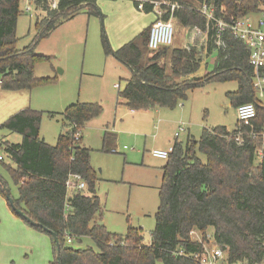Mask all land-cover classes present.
<instances>
[{"label":"trees","instance_id":"16d2710c","mask_svg":"<svg viewBox=\"0 0 264 264\" xmlns=\"http://www.w3.org/2000/svg\"><path fill=\"white\" fill-rule=\"evenodd\" d=\"M20 1L0 0L3 90H31L48 82L49 77L34 74L36 63L51 60L50 56L35 52L37 44L82 10L89 16L100 15L99 0H28L39 14L30 43L20 49L16 36L22 12ZM132 1L137 8L139 2ZM165 1L170 0L147 2L142 11L156 16L157 7L164 21L173 17L182 27L200 28L206 32V44L201 49L170 45L149 50L150 25L145 27L139 33L141 42L133 38L110 51L131 72L118 97L135 111L173 109L186 99L189 89L210 81H236V91L229 93L233 106L252 103L255 116L247 122L237 120L232 130L225 126L203 127L198 139L173 142L162 167L159 204L149 244L143 242L140 227L130 225L124 235H118L99 224L103 209L96 194L97 173L90 163L91 150L80 144L84 124L102 112L99 103L68 105L61 112L65 130L55 145L40 137L41 112L27 107L9 116L0 128L21 136L17 143L0 140V148L14 164H2L17 187L14 203L31 220L56 234L61 264H202L209 229L228 264H264V102L255 97L253 68L245 44L229 29L218 34L214 22L207 21L198 11L206 4L213 8L216 18L231 22L264 10V0H176L179 6L173 10ZM212 52L216 53L213 69L196 76L202 54L208 56ZM109 138L105 133L102 150L107 151ZM3 160L2 156L0 161ZM69 174L81 176L86 192L73 190L68 195ZM0 192L5 196L1 185ZM194 231L202 235L201 241L191 238ZM48 235L54 254L52 264H57L56 244ZM84 236L94 240L97 251L90 247L73 248L66 242L67 237L74 240Z\"/></svg>","mask_w":264,"mask_h":264},{"label":"rangeland","instance_id":"374dc122","mask_svg":"<svg viewBox=\"0 0 264 264\" xmlns=\"http://www.w3.org/2000/svg\"><path fill=\"white\" fill-rule=\"evenodd\" d=\"M193 5L198 6L195 3ZM97 6L99 16H89L82 10L37 44L35 52L50 56L51 60L36 63L34 74L49 77L50 80L27 92L29 106L41 112L40 136L50 145H55L58 135L65 130L61 112L68 105L82 102L99 103L102 106L101 114L85 124L80 143L91 149L90 163L98 178L96 192L104 205L101 222L108 232L118 235H124L130 225L140 227L143 242L149 244L155 224L154 214L159 204V169L166 162L163 158H153L150 152L162 150L160 143L166 139L169 127L172 141L174 132V124L166 123L161 113H169V118L174 122L183 121L189 125L190 120V136L196 139L200 137L203 127L225 126L232 130L238 119L229 93L236 91L237 82H206L189 89L186 99L172 110L156 107L136 110L132 114L135 110L118 101V92L124 88L131 72L110 51L133 38L141 42L139 33L153 14L136 8L132 0H99ZM28 7L30 10H27ZM20 9L22 12L17 20L16 36L17 47L21 49L30 43L35 33L34 21L38 11L28 0L20 1ZM169 22L174 29L170 48L183 47L188 40L187 46L196 45L198 49L205 46V31L196 26L182 27L173 17H170ZM215 57V52L211 53L205 60L204 68L199 71H211ZM115 84L119 88L114 87ZM255 97L264 102V90L256 89ZM2 98L0 95V125L10 116L7 113L1 119L5 106V101L4 105L1 102ZM155 109H159V112H155ZM105 125L115 132L114 151L108 150L110 146L107 151L102 150ZM179 133L177 140L184 143L187 134L182 130ZM0 140L17 143L21 136L0 128ZM0 155L4 157L0 161V179L15 200L17 187L2 165L14 167V164L2 148ZM198 155L205 160L202 153ZM73 190L68 188V195ZM82 191L86 192V189ZM201 236L199 232L191 234V238L197 241L202 240ZM69 245L73 248L90 247L97 251L94 240L88 236L74 239ZM204 248L206 253L217 249L211 229L206 233ZM222 258L213 264H228L223 253ZM53 261L50 236L15 215L0 192V264H52Z\"/></svg>","mask_w":264,"mask_h":264},{"label":"built area","instance_id":"2783aa9c","mask_svg":"<svg viewBox=\"0 0 264 264\" xmlns=\"http://www.w3.org/2000/svg\"><path fill=\"white\" fill-rule=\"evenodd\" d=\"M137 8L143 10L145 3H150L152 0H137ZM157 5V3H156ZM166 5L171 7L173 10L178 7L176 0H170ZM29 10V7L27 8ZM155 19L149 26L147 47L149 50H157L160 47L170 46L173 42L174 29L171 23L164 21L160 18L161 11L155 8ZM198 11L205 17L207 21L214 22L217 28L218 34L225 29H229L232 34L240 39L246 46L249 52V62L253 68V79L255 81L252 83L255 89H261L264 85V74L262 73V68H264V10L258 13L256 19L250 17H243L235 19L231 22H226L219 20L215 17L213 8L202 4ZM115 87H119L115 84ZM236 116L240 121L247 122L254 118L255 116V106L252 103H242L236 107ZM183 129V125L180 124L175 132L174 136L177 137L179 131ZM76 139L79 137V133L75 135ZM172 146L166 150L154 149L151 151V155L157 158L167 159L170 152L172 151ZM0 159L2 156L0 155ZM67 188H73L74 190L86 189V183L78 174H69L66 181ZM72 239L67 237L66 242L71 243ZM217 259L222 258V252L219 248L212 250L209 253L204 252L201 255V263L213 264ZM241 264V263H238Z\"/></svg>","mask_w":264,"mask_h":264},{"label":"crops","instance_id":"0c3cea01","mask_svg":"<svg viewBox=\"0 0 264 264\" xmlns=\"http://www.w3.org/2000/svg\"><path fill=\"white\" fill-rule=\"evenodd\" d=\"M30 10V9H29ZM149 13H152L153 14V17L148 21V23H146V25L144 26V28L145 27H147V26H149L150 25V23L155 19V15H154V13L153 12H149ZM37 14H39V12H37ZM257 16H258V13H254V14H250L248 17H250V18H252V19H256L257 18ZM68 22H69V20H67ZM67 21H65V22H63L61 25H59V26H63V24H65V23H67ZM58 26V27H59ZM143 28V29H144ZM205 37L207 38V36H206V32H205ZM189 41V40H188ZM188 41H187V43L183 46V47H188L187 46V44H188ZM192 46H196V45H192ZM173 47H175V46H173ZM197 47V46H196ZM213 53V52H212ZM211 54V53H210ZM209 54V55H210ZM216 54V53H215ZM203 56H202V60H201V62H200V67H199V69L197 70V72L195 73V75L196 76H203L204 74H206V73H208V71L207 72H200L199 70L203 67L204 68V66H205V60L208 58V56H205L204 54H202ZM120 62V61H119ZM121 63V62H120ZM61 72V71H60ZM210 72V71H209ZM264 86V85H263ZM114 87H115V85H114ZM116 88H119V87H116ZM261 90V89H260ZM262 90H264V87H262ZM29 91L30 90H17V91H10V90H3V89H1L0 88V95L3 97L2 98V100H1V102H3V105H4V101H5V106H3V109H2V118L1 119H4V115H6L7 113V115H12V114H14V113H16V112H18L19 110H22V109H24V108H27V107H30L29 105H30V98H28V93H29ZM4 92H7V93H4ZM9 92V93H8ZM28 92V93H27ZM4 97H5V100H4ZM118 101H119V104H121V105H124V106H126L125 105V103H123V101H122V99H120L119 97H118ZM180 102V101H179ZM178 102V103H179ZM126 107H128V106H126ZM154 108H156V107H154ZM160 108H162V107H159V109ZM163 108H165V107H163ZM33 109H35V108H33ZM152 109V108H151ZM159 109H155V112H159ZM174 109V108H173ZM172 110V109H171ZM131 111V110H130ZM146 111V110H145ZM148 112H151V111H148ZM161 112V111H160ZM134 113H136V111H133L132 112V114H134ZM161 114H163L164 116H165V118H164V121L166 122V123H169V122H171L172 124H174V132H173V141H172V139H171V136H172V132H171V129H170V127H169V132L165 135V137H166V139L162 142V143H160V147L163 149V150H166V149H168L170 146H172V144H173V142L175 141V140H177L178 139V137H179V135H180V133L178 134V136L177 137H175L174 136V134H175V132L177 131V128H178V126L180 125V124H182L183 125V129H182V131L183 132H186V134H187V139L188 138H194V136H190V133H191V130H190V125H191V122H190V120H188V123H189V125H187L185 122H183V121H179V122H174V121H172V119H170L169 118V116H170V114L169 113H164V112H162ZM7 117V116H6ZM9 117V116H8ZM7 117V118H8ZM6 118V119H7ZM5 119V120H6ZM94 119V118H93ZM4 120V121H5ZM3 121V122H4ZM87 123V122H86ZM85 123V124H86ZM85 124H84V126H83V128L85 127ZM187 125V126H186ZM83 128H82V130H83ZM165 127H163V129H164ZM81 130V131H82ZM180 132V131H179ZM109 134V136H110V138H109V142H111V144H109V146L111 147L110 148V151H114V149L115 148H113L114 146H115V144H116V137H115V132H113V130H111L110 128H109V126L108 125H105V127H104V131H103V137H104V134ZM41 137V136H40ZM81 137H82V134H81ZM42 138V137H41ZM42 139H44V138H42ZM194 139H196V138H194ZM103 140V139H102ZM45 141V140H44ZM81 141H82V139H81ZM46 142V141H45ZM47 143V142H46ZM49 144V143H48ZM50 145V144H49ZM84 147H86L85 145H83ZM102 146H103V141H102ZM88 148V147H87ZM90 149V148H89ZM91 150V149H90ZM150 154H151V152H150ZM152 156V155H151ZM153 158H156V159H160V158H157V157H154V156H152ZM165 164V163H164ZM163 164V165H164ZM92 165V164H91ZM163 165L162 166H160V179H159V186H160V182H161V176H162V167H163ZM93 167V166H92ZM94 168V167H93ZM95 169V168H94ZM98 181V180H97ZM96 186H97V182H96ZM159 186H158V191H159ZM96 194H97V192H96ZM97 196L99 197V199H100V196L97 194ZM100 201H101V199H100ZM101 203H102V201H101ZM104 208V205H103V203H102V209ZM102 224H104V223H102ZM194 232H197V231H194Z\"/></svg>","mask_w":264,"mask_h":264},{"label":"water","instance_id":"95a60500","mask_svg":"<svg viewBox=\"0 0 264 264\" xmlns=\"http://www.w3.org/2000/svg\"><path fill=\"white\" fill-rule=\"evenodd\" d=\"M0 185H1L2 189H3V191H4L5 198L7 199L11 209L15 212L16 215L22 217L31 226L38 227V228L42 229L43 231H45L46 233H48V234H50L52 236V239H53V241L56 244V251H57L56 261H57V264H61L60 256H59L60 245H59L58 239L56 237V234L53 231H51L50 229H48L47 227L43 226L42 224H40L38 222H35V221L31 220L28 216H26L23 213V211L21 209H19L15 205L14 200L11 198L8 189L6 188V186H4V184H3L1 179H0ZM99 224H102V222L100 221Z\"/></svg>","mask_w":264,"mask_h":264}]
</instances>
